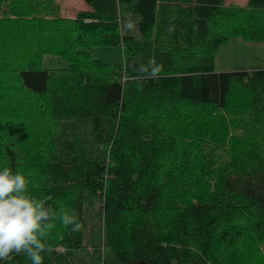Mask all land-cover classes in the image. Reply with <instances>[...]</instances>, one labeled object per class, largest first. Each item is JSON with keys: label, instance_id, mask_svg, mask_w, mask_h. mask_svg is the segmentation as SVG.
<instances>
[{"label": "trees", "instance_id": "obj_1", "mask_svg": "<svg viewBox=\"0 0 264 264\" xmlns=\"http://www.w3.org/2000/svg\"><path fill=\"white\" fill-rule=\"evenodd\" d=\"M84 1L65 18L54 0H0V170L82 225L54 221L44 264H264V68L215 71L231 36L264 41V0Z\"/></svg>", "mask_w": 264, "mask_h": 264}, {"label": "clouds", "instance_id": "obj_2", "mask_svg": "<svg viewBox=\"0 0 264 264\" xmlns=\"http://www.w3.org/2000/svg\"><path fill=\"white\" fill-rule=\"evenodd\" d=\"M151 71L149 72V67ZM148 66H141L142 72L156 76L162 69L149 60ZM31 181L20 171L10 167L0 170V261H7L13 255H25L31 264H44V255L54 250L48 238L56 227L54 221L72 231L82 227L75 210L59 212L29 191Z\"/></svg>", "mask_w": 264, "mask_h": 264}, {"label": "rangeland", "instance_id": "obj_3", "mask_svg": "<svg viewBox=\"0 0 264 264\" xmlns=\"http://www.w3.org/2000/svg\"><path fill=\"white\" fill-rule=\"evenodd\" d=\"M54 2L58 7V14L65 18H72L79 10L88 9L84 0H54ZM223 5L228 7H247L248 0H223ZM119 20L121 35L131 36L135 42L141 40L137 28V15L121 12ZM89 50L93 57L107 62H119L124 57L121 46L91 47ZM43 65L46 67H59L64 66L65 62L60 57L45 55ZM259 67L264 68V41L245 40L241 36H231L226 42L220 44L216 50L215 71L251 70ZM32 97L30 96L27 99L25 97L26 100L16 103L15 106L20 105L19 108L25 112L29 101H33L35 98ZM35 101L37 102V99ZM225 116L226 118L231 117L230 113ZM232 128L230 127L229 130ZM232 132H238V129H233Z\"/></svg>", "mask_w": 264, "mask_h": 264}]
</instances>
